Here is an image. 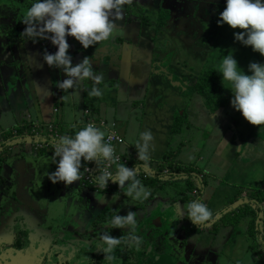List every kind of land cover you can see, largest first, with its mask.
I'll list each match as a JSON object with an SVG mask.
<instances>
[{
    "label": "crops",
    "instance_id": "obj_1",
    "mask_svg": "<svg viewBox=\"0 0 264 264\" xmlns=\"http://www.w3.org/2000/svg\"><path fill=\"white\" fill-rule=\"evenodd\" d=\"M207 2L208 15L204 17L192 14L198 8V2L188 1L185 12H176L177 9L173 8L167 18L161 17V21L166 18L167 23L165 21L162 28H157L156 38H153L154 18L149 15V7L144 10L145 20L135 18L129 32L120 27L123 24L121 14L115 22L122 31L87 49L68 36L72 65L87 57L95 74H103L97 85L103 91L102 98L88 96L92 81L82 84L85 90L78 96L71 94L72 89L63 92L57 88L56 83L67 77L61 69L50 68L43 61L44 50L50 54L57 50L56 46L52 48L50 40H45L43 45L40 40L34 43L24 36L20 38L17 33L14 43L7 45L4 31H1L0 64L9 68L7 72L13 78L8 81L0 79V143L14 135L27 138L28 134H33L37 135L36 139L46 141L40 143L42 148H54L59 137H74L84 127V108L88 107L95 119L113 124L114 130L122 135L123 142L118 149L129 156L128 168L139 171V178L143 180L145 176L149 178L145 181L150 189H163L158 191L160 196L150 195L145 200L146 206L150 207L154 202L169 205L165 209L175 217L185 215L187 204L192 200L206 204L212 214L241 197L249 199L246 204L251 205H247L248 208L255 201L262 206L264 126L249 124L231 106L232 97L224 106H208L195 89V83L205 70L219 72L222 57L229 51L238 62V68L247 75H251L248 65L251 62L264 64V56L234 39V33L240 29H231L227 24L218 26L219 13L224 10L226 0L216 6L213 0ZM222 79L220 74V85L231 90L227 82L222 84ZM32 124L39 128L33 129ZM47 124H53L54 129L50 130ZM145 130H150L155 138V150L151 151L147 162L138 159L135 147ZM89 165L93 176L99 175L100 164L89 162ZM152 169L154 176L151 175ZM38 170L41 168L36 167ZM166 172L181 173L182 179L176 181L185 183L161 182L157 176L162 178V173ZM199 183L202 188L198 187ZM45 186L46 189L49 187ZM93 197L96 198L97 194ZM98 201L96 203H100ZM139 201L144 200L124 195L122 202L127 205ZM247 224L243 221L239 229L233 227L222 237H227V241L234 245L239 239L237 232L240 229L246 231L242 236L251 235L256 248L264 254V233L257 231V225L253 223L249 231ZM234 236L238 238L235 240Z\"/></svg>",
    "mask_w": 264,
    "mask_h": 264
},
{
    "label": "clouds",
    "instance_id": "obj_2",
    "mask_svg": "<svg viewBox=\"0 0 264 264\" xmlns=\"http://www.w3.org/2000/svg\"><path fill=\"white\" fill-rule=\"evenodd\" d=\"M132 4L133 0H36L25 13L22 20L25 28L21 34L34 43L43 39L50 40L56 46L55 53L50 54L44 50L43 61L50 68L61 69L66 75V79L56 83L57 88L63 92L72 89L71 94L78 96L85 90L81 87L82 84L92 81L93 86L87 90L88 96L102 98L103 91L97 85L101 83L103 74H95L87 57L75 66L72 65L67 37H73L84 49L98 42L108 41L122 31L115 21L121 18L124 6ZM217 24L240 29L241 31L234 33V39L264 56V0H226ZM248 71L251 75L244 74L238 68V62L231 51L222 57L219 65L222 84L227 82L233 94L231 106L249 124L264 126V64L251 62ZM104 135L93 123H89L77 131L74 137H59L54 142L51 161L56 163V170L47 173L48 179L53 184L63 182L66 186L80 181L83 178L80 171L82 159L84 162H95L96 165L104 161L116 163L119 157L115 156V148L111 144L103 142ZM154 139L150 130L140 134V140L135 145L139 160H150L151 151L155 150ZM109 181L120 188L127 186L126 195L133 199L147 200L151 195L137 179L136 169L124 164H119L115 172L105 168L94 177V183L102 190L107 188ZM212 215L207 205L199 200H192L187 204V219L197 227L209 221ZM137 216V212L128 211L126 215H115L107 223L106 228L127 229L128 232L126 238L114 237L107 230L101 233L97 249L104 254L108 264H113L117 259L114 252L118 246L126 245L139 250L142 239L134 234ZM180 218L183 216L178 217Z\"/></svg>",
    "mask_w": 264,
    "mask_h": 264
},
{
    "label": "flooded vegetation",
    "instance_id": "obj_3",
    "mask_svg": "<svg viewBox=\"0 0 264 264\" xmlns=\"http://www.w3.org/2000/svg\"><path fill=\"white\" fill-rule=\"evenodd\" d=\"M188 1L133 0L132 5H125L123 8V26L120 27L129 32L135 18L145 20L144 10L149 7V15L154 18L152 21L154 27L159 28L173 8L177 9L176 12H185L189 7L186 5ZM207 1L199 0L200 7L203 8L200 10L202 17L208 15ZM34 2L36 0H0V32L4 31L7 45L14 43L17 33L20 38L23 37L21 33L25 25L22 20ZM213 2L216 6L220 5L222 0ZM155 12L158 15H155ZM160 16L166 17L165 20L161 21ZM155 42L154 40L153 43ZM39 43L45 45V40L41 39ZM46 162L43 160L39 163L41 171L37 172L40 175L35 181L36 185L28 189L25 184L24 190L17 192L23 201L22 204H17L18 209L15 208L16 202L12 198L17 194L16 191L6 193L0 188V264H108L104 254L98 251L97 242L105 230L114 237L126 238L127 229H111L106 228V225L115 215H126L128 211L138 213L134 234L142 239V244L139 250L126 245L118 246L114 252L117 259L113 264H194L191 250L184 249L187 245L182 248L176 247L181 243L175 230L176 223L181 222L177 221L171 211L166 210L169 205L163 206L154 202V205L148 207L145 200L126 205L122 202L124 195L119 194L115 187L106 191L97 190V197L92 198L86 192H78L63 182L53 184L48 181L47 174L42 172ZM45 185L49 187L46 189ZM80 186L83 185L80 183ZM160 189L151 193V196L152 194L160 196L158 193L163 190ZM97 201L100 203H96ZM260 209L258 211L264 214L263 205ZM245 214L244 221L248 223L252 220L258 228L257 211L256 214L250 212ZM190 225L193 236L188 244L193 245L198 240L197 231L201 230V227ZM214 225L202 229L210 228L212 231L215 229Z\"/></svg>",
    "mask_w": 264,
    "mask_h": 264
},
{
    "label": "rangeland",
    "instance_id": "obj_4",
    "mask_svg": "<svg viewBox=\"0 0 264 264\" xmlns=\"http://www.w3.org/2000/svg\"><path fill=\"white\" fill-rule=\"evenodd\" d=\"M161 17V16H160ZM161 27V25H160ZM4 71L8 70L9 68L6 67L5 65L0 64ZM5 79L8 81L10 77H12L8 72L5 73ZM13 78V77H12ZM225 87V86H224ZM58 93H60V90H57ZM24 149H29L32 153L33 158H37L36 155H39L45 151H50V161L46 162L45 167H43L42 172L51 173L56 170V163H52V155L54 154V148L51 146L50 148H43V149H35L34 147H31L29 143H24V144H18L13 146V151H10V154L13 155L14 151H21ZM33 150V151H32ZM40 163L43 161L40 158H37ZM48 159V158H47ZM57 163L59 161V157L56 158ZM82 168V167H81ZM81 170V169H80ZM160 181L165 182L166 180H161ZM50 181V180H48ZM147 184L148 181H146ZM178 182V181H175ZM182 181H179L178 183L180 184ZM62 183V182H59ZM185 183V182H184ZM184 183H181L183 185ZM127 184V182H126ZM178 184V185H179ZM72 188L77 190L78 192H86L89 196L93 198L94 195H96L97 190H92L86 186H80V181H75L71 185ZM145 189H149L150 193H153L156 191L153 187L150 189V185H145ZM165 187V184H164ZM115 189L118 190L120 189L124 195H126L127 192V186L124 188H120L117 184L115 186ZM178 192V191H177ZM180 194L177 193V195ZM157 195V194H155ZM154 195V196H155ZM127 196V195H126ZM129 197V196H127ZM184 199L189 200L188 197H184ZM205 200V199H204ZM128 202V201H127ZM240 209H242L243 213H245V210H249L248 207H246V204L243 205ZM239 209V210H240ZM238 210V211H239ZM240 214L244 215L243 217L239 216L238 220L234 222L235 214L234 212L227 213L225 215H221L220 217H217L213 223H211L209 226L214 225L217 221L219 223H216L215 229L211 231L210 228L208 230H204L201 228V230L197 231V242H195L193 245H189L188 241L192 239L193 233H191L192 227H190L192 224L189 219L185 215L183 218L178 219V216L176 217L177 221H180L181 223H176V229L177 234L179 237V242L178 245L176 246L177 248L181 246H186L184 249L189 248L192 252L191 257L194 259V264H264V254L256 248V244L254 238L251 235H248L246 238L243 237L242 235L246 233V231H243L240 229V232L238 233L236 229H239L240 226H242V222L246 219V214ZM250 216L248 217V219ZM233 220V221H232ZM221 222V226H220ZM193 226V225H192ZM196 228H199L195 226ZM233 227L236 228L234 229L237 232V236H239V239L237 240V243H234V245L230 244L227 241V237L223 238V234L227 235L228 232H231L233 230ZM205 228V227H204ZM249 231L251 230L250 227H248ZM226 230H228L226 233H224ZM190 231V232H189ZM234 236L233 238L236 240L238 237ZM189 252V253H190ZM255 254H258L257 257Z\"/></svg>",
    "mask_w": 264,
    "mask_h": 264
},
{
    "label": "water",
    "instance_id": "obj_5",
    "mask_svg": "<svg viewBox=\"0 0 264 264\" xmlns=\"http://www.w3.org/2000/svg\"><path fill=\"white\" fill-rule=\"evenodd\" d=\"M189 1L198 2V6H197L198 8H196V10L192 14L200 15L201 13H200L199 0H189ZM166 23H167V20H166ZM164 25H165V22L163 23V26ZM159 28H162V25H161V27L159 26ZM156 36H158L157 28H155V33H154L153 38H156ZM51 46H52V48L54 47V45H52V44H51ZM85 51L88 52V50H85ZM5 68H6V66H5ZM6 72H7V70L4 71L2 66H0V79H1V81H2V79H5L4 76H5ZM3 85H5V88H6L7 84L4 83ZM7 88H8V85H7ZM35 136H37V135L28 134L27 135V138H29V140H28L25 137V135H19V136L14 135L12 139H9L7 141L4 140L3 142L0 143V183L5 181L2 185H0V188L2 190H4L6 193L11 192L12 190H15L16 193L21 192L24 190L25 184H27L26 188L32 189L36 185L35 181L38 180V176L40 175V173H37V171H36V167H38V164H39L38 163L39 160L37 158H40V159L45 160L47 162H49L51 160L49 157L50 151H45L39 155H36L37 158H33L31 156L33 152H31L29 149H24L21 151H14L13 155L10 154V151H13L14 145L24 144V143H29V145L30 144L37 145L39 143H42V142L45 143L46 142V141L40 140L38 137L36 139ZM34 148L38 149L40 147L36 146ZM6 169L7 170L9 169L8 174L6 173ZM152 171H153V173H151V175L154 176L155 175L154 170L152 169ZM136 173H137V179L141 181L143 186H145L147 184L145 179L143 180L142 178H139V173H140L139 171ZM165 174H167V177ZM179 174H181V173H171V172L168 173V172H166V173H162V175H164V177L161 178L160 176L159 177L157 176V178L161 179V180H167V181H172V180L176 181V180L182 179ZM196 186H197V184H196ZM198 187L202 188L203 187L202 183H199ZM33 192H34V189L32 190V193ZM201 192H203V191L201 190ZM192 195L194 196L193 192H192ZM199 195L201 196V193ZM12 198L14 199V202H16L15 208L18 209L17 204L23 203L21 197L17 193ZM247 200H249V199L248 198L246 199V197H241V198L234 200L231 203L226 204L220 210L215 212L209 221L205 222L200 227L204 228V227L209 226L211 223H213V221L216 220L217 217H220L221 215L223 216L227 213H231L234 210H236L237 208H239L240 206L245 205L247 203ZM255 202H257V201H255ZM258 206L261 208V206L259 204H258ZM251 207L254 209L255 205H252ZM257 216H258V219L256 220V223H258L257 229L260 233H263L264 214L262 213V211L257 210ZM262 247L264 249V241H263Z\"/></svg>",
    "mask_w": 264,
    "mask_h": 264
},
{
    "label": "built area",
    "instance_id": "obj_6",
    "mask_svg": "<svg viewBox=\"0 0 264 264\" xmlns=\"http://www.w3.org/2000/svg\"><path fill=\"white\" fill-rule=\"evenodd\" d=\"M56 110V109H54ZM84 114L86 115V118L84 120V126H86L89 123H93L97 128H99L102 132H104V143L106 144H111L114 148H115V156L119 157V160L116 161V163H110L108 161H104L102 163H100V167H99V174L100 172L105 169L108 168L109 171L115 172L118 165L119 164H124L126 167L130 166L129 163V156L123 154L119 149H118V145L122 144L123 142V138L122 135L120 133H118L116 130H114L113 124H107L103 119H95L92 115V111L90 108L85 107L84 108ZM33 129H38L39 126L37 124H32ZM47 127L50 130L54 129L53 124H47ZM38 147L41 148V146H43V144H37ZM90 165H85L82 167V174H83V178L80 180V183L83 186H88L89 188H93L96 190H102L100 189L95 183H94V176L92 174V172L90 171ZM141 178V177H140ZM143 178H146L143 177ZM116 184L112 183L111 181L108 182L107 185V189L111 188V187H115ZM104 190V191H105ZM117 192L119 194L122 193V191L120 189L117 190ZM262 205L264 206V202L262 203Z\"/></svg>",
    "mask_w": 264,
    "mask_h": 264
},
{
    "label": "trees",
    "instance_id": "obj_7",
    "mask_svg": "<svg viewBox=\"0 0 264 264\" xmlns=\"http://www.w3.org/2000/svg\"><path fill=\"white\" fill-rule=\"evenodd\" d=\"M219 75L220 74L217 70L208 69V70L203 71L200 74L198 82L195 83V89L205 98L207 105L211 106L212 108L224 106L228 102L230 97H232V95H233L228 88L224 87L223 85L222 86L220 85V83L218 81ZM88 164H89V162H84V161L82 162V166L88 165ZM147 179H149V178L146 177L145 180H147ZM259 198L262 199L263 196H259ZM255 204H254L255 208L254 209L249 208L248 212L256 214V211L259 210L260 207L257 205L258 202H256ZM247 205L250 206L251 204L250 205L246 204V206ZM239 208H237L236 210L233 211L235 214V217H236L234 219V222H236V220H238L239 216H241V217L244 216V215H240L243 213V211H242V209H240V211H238ZM235 211H238V212H235ZM243 214H245V213H243ZM252 222H253L252 220H250L248 222L247 228L251 226Z\"/></svg>",
    "mask_w": 264,
    "mask_h": 264
}]
</instances>
